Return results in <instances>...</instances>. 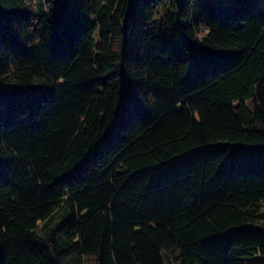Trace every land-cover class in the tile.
Listing matches in <instances>:
<instances>
[{
    "label": "trees",
    "instance_id": "obj_1",
    "mask_svg": "<svg viewBox=\"0 0 264 264\" xmlns=\"http://www.w3.org/2000/svg\"><path fill=\"white\" fill-rule=\"evenodd\" d=\"M0 264H264V0H0Z\"/></svg>",
    "mask_w": 264,
    "mask_h": 264
},
{
    "label": "rangeland",
    "instance_id": "obj_2",
    "mask_svg": "<svg viewBox=\"0 0 264 264\" xmlns=\"http://www.w3.org/2000/svg\"><path fill=\"white\" fill-rule=\"evenodd\" d=\"M257 3H259V2L257 1ZM202 33H204V30H202V32L199 35H201Z\"/></svg>",
    "mask_w": 264,
    "mask_h": 264
}]
</instances>
